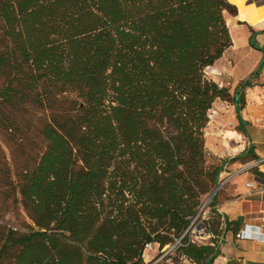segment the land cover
I'll return each instance as SVG.
<instances>
[{
  "label": "trees",
  "instance_id": "trees-1",
  "mask_svg": "<svg viewBox=\"0 0 264 264\" xmlns=\"http://www.w3.org/2000/svg\"><path fill=\"white\" fill-rule=\"evenodd\" d=\"M236 8L230 0H0V130L20 139L24 154L5 183L32 222L7 230L0 259L149 264L152 243L212 263L216 244L197 245L189 233L235 158L207 163L208 111L216 99L243 104L260 72L231 95L205 75L232 45L223 12ZM254 33L250 46L264 52ZM32 109L50 114L36 125Z\"/></svg>",
  "mask_w": 264,
  "mask_h": 264
},
{
  "label": "crops",
  "instance_id": "crops-1",
  "mask_svg": "<svg viewBox=\"0 0 264 264\" xmlns=\"http://www.w3.org/2000/svg\"><path fill=\"white\" fill-rule=\"evenodd\" d=\"M252 1L249 0L242 11L232 1L240 19L243 13L251 10ZM252 22L253 26L242 23L237 25L236 29L243 34L240 46L230 34L232 45L229 49L239 54L238 71H248L260 65V72L251 78L250 85L244 89L243 104L229 105L232 112L229 118L236 126L234 131L242 135L243 154L229 161L220 173L224 177L221 180L224 186L215 196L214 207L220 214L221 231L216 235L211 234L212 239L204 244H216L219 250L211 264H264V52L251 47L249 43L252 32L256 31L253 40L264 49V12L259 19H252ZM241 48L249 50L251 60H248L245 52L243 55L239 52ZM244 60L245 67H242ZM233 72L231 78L236 87L247 76H239L241 74L236 70ZM249 149L254 157L247 153ZM257 160L263 161L256 164ZM227 222L232 223L227 225Z\"/></svg>",
  "mask_w": 264,
  "mask_h": 264
},
{
  "label": "rangeland",
  "instance_id": "rangeland-1",
  "mask_svg": "<svg viewBox=\"0 0 264 264\" xmlns=\"http://www.w3.org/2000/svg\"><path fill=\"white\" fill-rule=\"evenodd\" d=\"M230 1H235L234 3L237 5L239 11L245 9L247 6L246 4H249V0ZM252 6L249 12L243 13L242 19L237 16V8L236 14H230L227 11L223 12L225 22L228 28L231 29L230 34H232L236 44L239 46L243 42V34L242 31L236 29L237 25L242 23L253 26L252 19H259L260 14L264 12V0H253ZM237 18L243 22H239ZM239 52L242 55L245 52L248 60L252 59L249 50L245 51L241 48ZM237 54L238 52L235 53L233 49L228 48L213 66L205 69V75L215 80L219 86L226 87L230 95L233 93V89L235 88L234 85H236L231 78V76H234L233 71L236 70V72H240L237 68L239 55ZM245 62L244 60L241 65L242 67H245ZM255 69L254 67L248 71H241V75L239 76H249ZM1 83L2 78L0 77V86ZM67 97L69 99L74 98V94H70ZM62 105L64 104L62 103ZM229 105L231 104L227 100L223 101L221 99H216L211 109L208 111L209 120L204 128V147L207 153V163L209 165L217 166L224 160L236 158L243 154L242 147H239L238 151L235 153L231 151L233 147L242 143V139L237 136V132L234 131L236 126L229 118L232 115L231 110H229ZM32 111L34 112V120L37 118L43 119L50 114L49 109H32L31 112ZM39 121L40 120H35L34 123L38 125ZM20 142V139L17 141L8 140L6 133L0 130V246L4 241V236L8 229L14 228L18 232L23 233L28 230V225H32L30 218L22 207L19 195L14 193L9 194L8 186L5 183V178L9 176L8 168L14 172L13 161L19 163L24 158V154L21 153V149L17 146ZM25 143L26 142L23 141L22 146L28 148ZM223 176H225V174ZM222 178L224 177H221L218 183L222 182ZM11 179L16 180L15 175H12ZM222 186L224 185H221L216 193L222 189ZM209 202L210 198L209 194H207L203 199L201 217L193 224L189 233L190 240L197 245L207 244L212 239L210 230L215 227V225L213 223L214 217L211 215L208 208ZM144 258V262H150L149 264H194L189 259L175 252L172 245H166L161 251H159L156 246H153L146 251ZM7 262L8 258L5 256L0 259V264H7Z\"/></svg>",
  "mask_w": 264,
  "mask_h": 264
},
{
  "label": "built area",
  "instance_id": "built-area-1",
  "mask_svg": "<svg viewBox=\"0 0 264 264\" xmlns=\"http://www.w3.org/2000/svg\"><path fill=\"white\" fill-rule=\"evenodd\" d=\"M261 161H263V160H257L255 163L258 164V163H260ZM204 230H205V229H204ZM205 231H207V230H205ZM153 246H156V245H155V244H152V243H148V244H146L145 249H144L143 256H145L146 251H147L148 249H151Z\"/></svg>",
  "mask_w": 264,
  "mask_h": 264
},
{
  "label": "bare ground",
  "instance_id": "bare-ground-1",
  "mask_svg": "<svg viewBox=\"0 0 264 264\" xmlns=\"http://www.w3.org/2000/svg\"><path fill=\"white\" fill-rule=\"evenodd\" d=\"M237 136H238V137H241L242 135L239 136V134L237 133ZM224 138H225V137H224ZM233 142H234V141H233ZM239 142H240V141H239ZM239 147L241 148V147H242V144L239 143V145H237L236 147H233L232 149L230 148V149H231L232 152L235 153L236 151H238Z\"/></svg>",
  "mask_w": 264,
  "mask_h": 264
},
{
  "label": "water",
  "instance_id": "water-1",
  "mask_svg": "<svg viewBox=\"0 0 264 264\" xmlns=\"http://www.w3.org/2000/svg\"><path fill=\"white\" fill-rule=\"evenodd\" d=\"M221 184H222V182L217 184V186L214 188V190L209 194V198H211L215 194L217 189L220 188Z\"/></svg>",
  "mask_w": 264,
  "mask_h": 264
}]
</instances>
